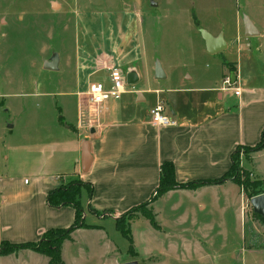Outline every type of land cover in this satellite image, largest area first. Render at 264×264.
Masks as SVG:
<instances>
[{
	"label": "crops",
	"instance_id": "1",
	"mask_svg": "<svg viewBox=\"0 0 264 264\" xmlns=\"http://www.w3.org/2000/svg\"><path fill=\"white\" fill-rule=\"evenodd\" d=\"M127 42L125 47L111 43L93 46L87 53L79 50L74 86L60 92L73 98L68 102L73 107H63L62 115L55 120L62 127L53 125L62 133L9 145L0 128V242H35L49 228L69 227L75 219L74 207L51 206L47 195L63 183L77 180L82 183L78 202L86 226L73 229L63 240L59 264H93V259L99 264H122L128 261L123 260L128 255L127 247L121 254L114 233L109 236L104 221L110 218L118 231L115 218L152 198L164 162L171 163L176 183L213 181L229 170L237 147H251L259 141L264 128V56L253 60L247 57L244 73L237 60L212 77L184 68L171 76L170 68L162 64V77L157 79L153 55L142 47L138 34ZM237 46L239 51L250 49ZM262 48L260 43L256 51L260 53ZM190 51L192 60L203 53L199 46ZM57 56L59 71L63 60ZM232 66L235 79L227 86L223 79L230 76ZM113 67L122 70L126 91L100 110L86 94L93 83L89 79L102 72L97 81L107 84ZM169 76L172 84L164 85L161 80L167 81ZM84 84L86 88L81 90ZM52 94L38 92L40 96ZM158 101L165 104L175 125H155L149 120V111ZM84 151L89 159L86 170L82 165ZM258 153L243 157L240 150L239 163L252 179L264 182V169L258 172ZM248 159L250 167L246 166ZM245 203L240 186L227 178L219 184L176 187L159 193L145 206L157 227L143 217L156 232L170 236L182 232L184 226L196 225L199 210L204 215L230 209L234 204V218L242 222ZM176 243L175 252L182 250ZM48 262L46 255L29 249L0 255V264Z\"/></svg>",
	"mask_w": 264,
	"mask_h": 264
},
{
	"label": "rangeland",
	"instance_id": "2",
	"mask_svg": "<svg viewBox=\"0 0 264 264\" xmlns=\"http://www.w3.org/2000/svg\"><path fill=\"white\" fill-rule=\"evenodd\" d=\"M244 18L251 20L258 35H245ZM200 29L213 36L223 34L227 48L215 54L204 52ZM134 33L152 53L155 65L170 68L171 76L184 68L212 77L237 60L244 73L247 57L264 56V0H0V128L7 144L62 133L53 125L62 127L55 120L63 107H73L68 104L73 98L60 92L74 86L79 50L87 53L93 46L111 43L125 47ZM260 43L263 48L258 53ZM237 45L250 49L239 51ZM195 46L203 53L192 60L190 50ZM53 54L63 60L61 69L44 70L42 63ZM101 74L92 75L89 82L97 81ZM171 76L161 82L171 85ZM84 88L86 84L81 90ZM41 90L53 94L40 96ZM263 151L258 153V172L264 169ZM245 162L251 166L249 159ZM236 174L242 182L248 178L249 193H264V182H251L240 163ZM244 197L242 222L234 218V204L204 215L199 210L196 225L184 226L182 232L170 236L156 232L143 217V211L151 213L149 209L133 212L123 223L131 227L135 222L130 229L131 253L113 221L108 218L103 225L110 237L114 233L121 254L127 247L123 260L139 264H264V224L253 216L249 199ZM175 243L182 250L175 252ZM92 262L99 264L97 259Z\"/></svg>",
	"mask_w": 264,
	"mask_h": 264
},
{
	"label": "trees",
	"instance_id": "3",
	"mask_svg": "<svg viewBox=\"0 0 264 264\" xmlns=\"http://www.w3.org/2000/svg\"><path fill=\"white\" fill-rule=\"evenodd\" d=\"M228 66L233 65V63H227ZM233 67V66H232ZM231 67V69H232ZM231 71L234 73L235 69L233 67ZM240 150L243 152V155H248L251 152H257L264 150V128L261 131L259 141L251 147H237V150L235 153H233L232 156V163L229 168V170L224 173L220 178L215 179L213 181H198V182H190V183H176L174 179V173L171 163L164 162L161 165L160 168V179H159V185L153 193L152 198H150L147 202L136 206L129 211L124 212L119 217L115 218V227L116 229L123 235V237L128 241V253L132 252L133 249V242L131 238V232L130 227L128 225L124 226L123 223L127 218L130 217L131 213L136 212L142 208H145V206L154 199L156 195L159 193H163L165 191H168L170 189L179 187V188H193L204 184H219V182H222L224 179H232L235 181L241 188L242 193L245 194L248 199L250 197L258 195L254 192H248L247 189V179L242 182L239 178H237V170H238V164H239V157L238 153ZM244 155L243 157H245ZM247 175L249 173L247 172ZM258 179H251V182H257ZM260 181V180H259ZM82 185L80 181L72 180L63 183L59 188H56L52 191H50L47 195V201L51 206H60V205H71L75 209V219L74 222L67 228H49L43 232L40 239L35 242H25V243H11L5 240H1L0 242V255H5L10 252H14L19 249H29L32 251H35L40 254H44L49 258L48 264H59L61 262V244L64 239H67L69 237L70 232L75 229L82 226H86V224L83 222V215H82V209L80 207V204L78 202L79 197V188ZM260 194V193H259ZM146 214V217L149 219L150 223L157 227V224L155 222L154 216L152 213L143 211ZM253 216L259 220H261L264 224V219L253 213ZM134 258V256H132Z\"/></svg>",
	"mask_w": 264,
	"mask_h": 264
},
{
	"label": "built area",
	"instance_id": "4",
	"mask_svg": "<svg viewBox=\"0 0 264 264\" xmlns=\"http://www.w3.org/2000/svg\"><path fill=\"white\" fill-rule=\"evenodd\" d=\"M223 84L231 85L229 75L223 79ZM126 91L125 79L122 70L119 67H113L109 70L107 84L102 81L93 82L89 85L86 92L90 102L96 105L100 110L103 109L105 103L109 100H118ZM236 95L239 89H234ZM149 120L155 125L172 126L176 122L165 110V104L158 101L149 111Z\"/></svg>",
	"mask_w": 264,
	"mask_h": 264
},
{
	"label": "water",
	"instance_id": "5",
	"mask_svg": "<svg viewBox=\"0 0 264 264\" xmlns=\"http://www.w3.org/2000/svg\"><path fill=\"white\" fill-rule=\"evenodd\" d=\"M243 25L246 36H256L258 35V30L255 28L250 19L244 18ZM201 38L204 41L205 49L210 54H215L223 51L226 48V41L224 40L223 34H218L213 36L205 29H200ZM58 56L53 54L48 60L43 62V68L46 70H56L57 69ZM162 69L159 63L155 65V76L157 79L162 77ZM231 82L234 81L233 73L230 74ZM83 170H86L89 165V159L87 153L84 151L82 156ZM249 203L252 208V212L261 216L264 219V193L250 197ZM122 264H139L137 260H128Z\"/></svg>",
	"mask_w": 264,
	"mask_h": 264
}]
</instances>
